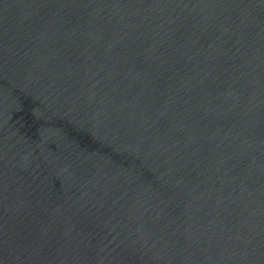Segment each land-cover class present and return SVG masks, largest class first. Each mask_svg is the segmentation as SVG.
Masks as SVG:
<instances>
[{"label": "water", "instance_id": "95a60500", "mask_svg": "<svg viewBox=\"0 0 264 264\" xmlns=\"http://www.w3.org/2000/svg\"><path fill=\"white\" fill-rule=\"evenodd\" d=\"M0 264H264V0H0Z\"/></svg>", "mask_w": 264, "mask_h": 264}]
</instances>
